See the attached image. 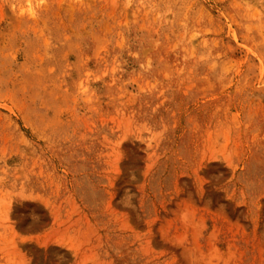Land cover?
Listing matches in <instances>:
<instances>
[{
  "label": "rangeland",
  "instance_id": "obj_1",
  "mask_svg": "<svg viewBox=\"0 0 264 264\" xmlns=\"http://www.w3.org/2000/svg\"><path fill=\"white\" fill-rule=\"evenodd\" d=\"M0 264H264V0H0Z\"/></svg>",
  "mask_w": 264,
  "mask_h": 264
}]
</instances>
